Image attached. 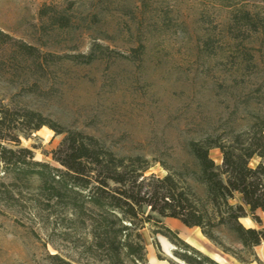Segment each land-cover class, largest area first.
<instances>
[{"label":"rangeland","instance_id":"rangeland-1","mask_svg":"<svg viewBox=\"0 0 264 264\" xmlns=\"http://www.w3.org/2000/svg\"><path fill=\"white\" fill-rule=\"evenodd\" d=\"M58 18L68 27L61 28ZM0 32L48 60L40 59L42 70L36 71L31 59L0 43L5 104H25L119 156H142L146 177L162 178L165 167L183 169L190 160L187 140L244 129L264 100L259 0H0ZM90 54V62L70 59ZM63 137L42 127L19 140L35 161L63 170L52 159ZM209 155L221 163L218 150ZM3 190L0 264H105L91 249L87 217L48 201L26 180L17 181L15 199H4ZM256 215L260 225L250 217L242 224L264 228V212ZM188 229L181 239L190 246L211 258L223 255L199 229ZM150 230L147 225L140 231L147 264L150 250L156 258ZM161 237L154 238L162 256L181 264L172 259L173 250L166 253L171 244ZM253 251L264 264V242Z\"/></svg>","mask_w":264,"mask_h":264},{"label":"trees","instance_id":"trees-1","mask_svg":"<svg viewBox=\"0 0 264 264\" xmlns=\"http://www.w3.org/2000/svg\"><path fill=\"white\" fill-rule=\"evenodd\" d=\"M57 22L61 28L68 27L65 18ZM0 43L13 47L22 60L31 59L36 71L42 70L40 59L48 61L35 47L1 32ZM80 58L90 62L92 55L70 59ZM258 105L259 112L251 113L244 129L187 140L189 163L181 170L165 167L166 174L157 178L144 175L148 161L142 156H119L93 136L64 130L25 104H5L0 97L2 197L15 199L17 181L26 180L42 190L48 201L64 202L75 215L87 217L91 249L105 264H147L140 233L147 225L157 260L174 264L162 256L154 238L160 235L174 248L172 259L181 264H221L182 240L165 225L166 218L198 228L210 244L239 263L259 264L253 250L264 242V228L241 222L250 217L260 225L256 212H264V100ZM42 127L64 135L52 153L63 170L35 161L33 152L20 146L19 136ZM211 150L219 151V165L210 157ZM254 159L258 162L252 166Z\"/></svg>","mask_w":264,"mask_h":264},{"label":"crops","instance_id":"crops-1","mask_svg":"<svg viewBox=\"0 0 264 264\" xmlns=\"http://www.w3.org/2000/svg\"><path fill=\"white\" fill-rule=\"evenodd\" d=\"M164 220L170 221V223H168L166 225H168V227L170 229H172V230H175L177 232L179 231L180 232L179 233L180 234V238H182L184 240L186 239L185 232H189L190 229L184 227L179 221H177L175 219L166 218ZM147 256H148V262H149V264H164L163 261L156 260V258L154 257L153 253L151 252V250L148 252ZM212 259L215 260V261H217V262H219V263L226 262L228 264H238L232 257L226 256L224 254L222 256L215 254Z\"/></svg>","mask_w":264,"mask_h":264},{"label":"water","instance_id":"water-1","mask_svg":"<svg viewBox=\"0 0 264 264\" xmlns=\"http://www.w3.org/2000/svg\"><path fill=\"white\" fill-rule=\"evenodd\" d=\"M161 238H163V237H161ZM173 249H174V248H173L172 245H171V248H170L169 250H166V253L171 255V250H173ZM171 256H172V255H171Z\"/></svg>","mask_w":264,"mask_h":264}]
</instances>
